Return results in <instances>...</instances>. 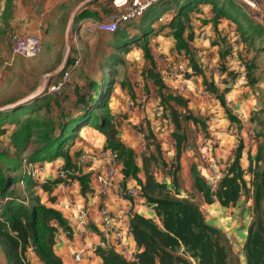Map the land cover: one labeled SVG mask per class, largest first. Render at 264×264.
<instances>
[{
    "label": "crops",
    "instance_id": "obj_1",
    "mask_svg": "<svg viewBox=\"0 0 264 264\" xmlns=\"http://www.w3.org/2000/svg\"><path fill=\"white\" fill-rule=\"evenodd\" d=\"M83 1L11 0L12 21L10 24L17 29L19 35H37L43 43L41 55L35 59H29L31 60L30 64L35 66L33 73L36 76V79L34 78L36 83L34 82V89L28 95L42 84L46 74L55 70L63 62L65 57L60 60L58 53H54V49L59 51L61 47L67 46V28L70 16ZM258 2L264 10V0H258ZM99 3L92 4L89 9L97 12ZM172 3L174 4V2ZM0 4L5 6L6 1L2 0ZM182 7H187L181 17L184 23L183 38L187 48L179 49L177 47L178 43L173 35L175 30L170 27L171 22L166 25L157 23L158 28L156 30L142 32L144 35L138 43H147L149 50L152 51L151 55L156 53V45L158 44L157 49H162L170 56H187L188 67L192 71V74L187 75L190 90L181 91L178 87L175 90L170 89L163 83L159 87L148 72L146 81L140 79L141 77L136 79L143 83L144 90L148 94V103L145 108L141 109L140 92L136 88L135 79L132 78L134 87L131 94L128 93V90H123L121 96L116 97L114 96V92H118L116 89L110 95V118L116 130L115 142L133 154L135 164L140 168L138 178L142 181L146 178L143 169V157H147L150 159L148 164L150 173L158 183L166 184L169 195L177 200H187L196 205L204 214L207 224L221 231L222 228L213 213L221 208L229 210L230 207H222L216 200L212 204H208L204 195L195 187V175L198 174L205 180L209 164L214 161L216 155L218 161L225 162L231 157L233 150L235 152L239 150L242 151L241 159L243 161L245 159L244 151L246 152L248 148H255L256 146V144L253 146V142H248L245 136L243 142H241V138L239 141L236 140L232 127L243 126L237 113H246V111L253 109L254 102L257 100L256 96L259 95L257 89L264 87L262 81L258 80L255 74L254 76L251 74L252 67L248 68V71L247 62L241 61L239 58V51L242 52L244 49L242 58H245V55L251 57L252 54L258 57L260 49L264 55V29L249 16L246 8L232 1L218 3L213 0H178L177 6H170L166 11L177 9L173 15L174 18L181 14ZM237 7L242 8L244 16L251 22L250 26H247L235 13ZM110 10L111 8L108 11L110 12ZM103 15L105 14H100V18ZM89 19L92 18L84 20ZM140 25L141 20H138L130 26H126L129 28L128 33L135 35L137 27ZM99 35L102 34L87 36ZM250 41L253 43L249 44ZM256 43L259 44L257 51L255 50ZM78 55L79 51L76 50L71 52L70 57L76 58ZM262 59L263 57L260 56L254 61L256 67L257 61ZM80 70L81 67L73 74L72 83L59 96H66L67 108L76 101L77 95L74 96L72 86L73 81L78 79ZM220 70L223 72V76L219 75ZM61 73L52 78L48 86L56 82ZM228 79L237 80L238 86L233 88L228 85ZM251 80L253 81L251 82ZM254 88H257L255 93L253 92ZM204 90H208L209 94H203ZM50 98L55 99L57 97ZM129 101L134 102L131 111L127 109ZM39 105L42 107L41 117L47 114L46 112H48V119H54L60 114V110L54 102L42 99ZM172 111L175 112L174 117L177 118L178 122L174 120ZM188 116L191 119H187ZM244 127L246 130L245 125ZM6 128L7 134L4 137L7 139L15 130V126L8 125ZM138 130L143 131V135L147 137L148 149L146 152L142 149ZM152 130L156 140L153 137L151 140L148 138L150 137L148 133ZM246 133V131L242 132L244 135H247ZM176 135L186 137L181 147L179 159ZM215 136L221 139L220 148L216 150L213 143ZM105 145H108V137L89 126L80 132L79 137L69 146L68 152L72 162H74L79 150L95 149ZM213 150H215L214 153ZM235 155L230 160L233 164L236 161ZM125 159V156H121V179L130 186L140 188L134 178L126 179L124 176ZM44 164H47L48 168L55 169L60 165H66V159L59 157L53 162ZM230 168L227 174H229ZM175 190L177 191L175 192ZM39 193L42 194L40 197L43 204L60 212L68 221L69 227L73 222V208L88 206L91 209V229L93 232L99 230V208L102 201L95 198L96 183L92 177H88L85 184L80 180H75L65 188L60 185L55 186L51 195L41 191ZM50 196H53V201L50 200ZM106 201L114 211L123 205V202L117 200L112 193L108 195ZM3 206H0V216ZM150 206V204L142 206L140 216L156 221L155 211ZM63 231V229H59L60 235ZM222 231L224 232V230ZM69 244L70 238L67 236L62 243H56L54 247L56 256L62 260L63 264H71L72 261ZM0 264H11L1 238ZM83 264H101V261L95 257L94 260L85 261Z\"/></svg>",
    "mask_w": 264,
    "mask_h": 264
},
{
    "label": "trees",
    "instance_id": "obj_2",
    "mask_svg": "<svg viewBox=\"0 0 264 264\" xmlns=\"http://www.w3.org/2000/svg\"><path fill=\"white\" fill-rule=\"evenodd\" d=\"M3 1H6V4L2 13L5 12L7 19L12 20L11 0ZM95 1L80 11L76 18V27L86 18L100 19L98 11L94 12L89 9V6L96 3ZM186 8L182 7L181 14L174 17L170 24V27L175 30L173 35L177 40L179 49L187 48L183 38L184 23L181 20ZM125 35V31L121 29L114 34L117 38ZM144 45L146 54H148V44L144 43ZM73 61L74 58L70 57L67 66ZM149 75L154 79L157 86H162L159 76L152 71ZM111 91V89L107 91L103 87H99L94 94L95 96L93 95L90 100L78 94L76 101L69 108L65 104L66 96L52 99L45 95L26 107L0 114V137L7 134L6 126L14 125L15 130L10 135L13 139V149L26 152L29 144L36 145L27 158L29 162L50 163L59 157H64L66 167H72V158L68 152L69 146L79 137L84 128L93 127L108 137V145L106 146L109 149L118 151L120 156L126 157L124 176L126 179L132 177L137 181L147 202L156 206L157 215L162 219V227L152 219L142 216H137L133 221L134 239L142 251L140 264H190L184 258L176 255L175 252L180 247L187 249L191 257L197 260L199 264H230V255L221 232L207 224L204 214L196 205L187 200H177L169 195L166 184L158 183L150 173L148 167L150 159L147 157H143V169L146 178L144 181L138 178L140 168L135 164L133 154L115 142L116 130L111 122L109 112ZM42 99L57 105L60 110L58 117L43 119L40 116L42 107H40L39 102ZM98 111H104L105 116L98 114ZM172 113L174 120L178 122L177 118L174 117L175 112L172 111ZM25 116L27 117L24 118ZM187 119H191V117L188 116ZM34 137L36 140L31 142ZM185 140V136L176 135L179 149L178 159ZM82 150L84 149L79 150L76 154ZM2 155L3 153L0 154V156ZM240 160L241 151L216 195L222 207L228 208L236 205L242 196V190L247 186L245 171ZM15 165L17 166H13L12 169L15 170L13 172L17 173L13 177H9L0 168V196L9 198V202L3 206L1 211L0 238L10 263L26 264L24 255L29 245L32 244L37 257L43 263L63 264L54 252L56 231L47 224L54 219L59 221L65 230L69 231L70 228H67L66 221L57 210L40 205L39 197L31 199L35 203L34 206H27L19 192L11 190L15 183L20 184L22 181L27 183V189L31 195L36 192V184L33 179L28 175L20 174V165ZM88 177L89 175H84L78 180L85 184ZM255 177L256 181L253 180L252 185L255 186L256 211L259 212L260 205L264 200V172ZM58 183L59 181H47L43 185V191L51 195L52 189L50 187ZM195 187L204 195L208 204L214 202L210 188L198 174L195 175ZM53 199V196H50V200L53 201ZM244 251L247 264H264V216L258 215L250 226ZM96 255L101 257L103 264H132L114 252L100 249L96 251Z\"/></svg>",
    "mask_w": 264,
    "mask_h": 264
},
{
    "label": "rangeland",
    "instance_id": "obj_3",
    "mask_svg": "<svg viewBox=\"0 0 264 264\" xmlns=\"http://www.w3.org/2000/svg\"><path fill=\"white\" fill-rule=\"evenodd\" d=\"M111 1L112 0L95 1L96 3L100 2V5L97 7L99 15L109 12L108 10L111 8ZM213 1H216L218 3L225 1L228 2V0ZM171 2H174V4H171ZM177 5L178 0H164L161 4L156 5L155 7L150 9L144 18L140 19L141 25L137 27V33L135 35H133L132 33H128L129 28L127 27L130 25H128L126 28L121 27V30H124L125 33H128L121 38H117L116 36H114V34L87 36L84 33L83 29L79 31L80 38H78L74 35V32L77 31L78 28L74 23L68 35L67 44L71 48L68 59L71 55V52L76 50L79 51V56L82 59V66L78 79H73L74 81L72 88L74 96H78L79 94V96L90 100L93 95L96 94L97 89L99 87H103V89L107 91L111 89V94L114 92V90L117 89L118 92H114V96L120 97L122 94L121 91L123 90H128V93L130 94L133 92L134 83L132 78L136 79V77H131V74L135 73L137 74V77H141L140 79L146 81L148 72L150 73V71H152L149 69L148 64L151 63L153 55H151V49L148 50L149 52L148 54H146L144 43H138V41H141L142 36L144 35L142 34V32H147L154 29L156 30L158 28L157 23L159 16L165 13L170 6L175 7ZM3 7L4 6L0 4V107L28 95V93H30L34 89V78L36 79V76L33 73L35 66L33 64H30L31 60L19 56H14L12 54L11 38L14 35H19V33L17 29H15L10 24L12 20L7 19L5 12L2 13L4 11V9H2ZM176 12L177 9L174 10V13ZM235 13L247 24V26L251 25L250 20L246 16H244L242 8L237 7ZM250 43L253 42L250 41L249 44ZM158 46L159 45L157 44L155 50L156 53L161 52L168 55L166 52L162 51V49H157ZM258 49L259 44L256 43L255 50L257 51ZM244 50L242 52L239 51L240 60H244V62L246 61L247 70L248 68L252 67L250 71L251 74L253 76L255 74V77L258 80L262 81V83L264 84V55L262 54L263 52H261L262 50L260 49V54L258 55V57H256L257 55L252 54L251 57L245 55V58H242L241 55H244ZM55 52L58 53L60 60H62L66 56L67 46L61 47V50L59 51L58 49H54V53ZM260 56H262L263 59L261 61H257L258 65L256 67L254 61L260 58ZM256 89L257 88L253 89L254 93ZM257 92L259 93V95L256 96L257 100L255 102L253 101V109L248 112L246 111V113H239V115L237 113V116H239L238 118L239 120H241L243 126L239 127V125L237 124L238 127H232V132L236 140L239 141V139L241 138V142H243L245 136L248 142H253V146L256 144L255 148L250 147L246 152L244 151L245 159L243 161L241 159V166L245 171V180L247 182V186H245V188L242 190V196L238 200L236 205L231 206L232 208L230 207L229 210H224L221 208L215 210L213 213L214 216L217 217V221L219 222L218 224L221 226L222 230H224L223 232L220 229V232L224 238V242L230 255V264H247L244 247L248 240L249 228L256 220L258 215L264 216V200L260 205L259 212H257L256 190L255 186L252 185V181H256L255 176L259 173L264 172V87L262 89H257ZM46 113L48 114V112ZM47 114H45L42 118L47 119ZM98 114L105 116L104 111H98ZM244 125L246 126V130H244ZM243 131H246L247 135L242 134ZM138 132L141 134L143 133V131L141 130H138ZM148 134L150 136L148 137L149 140H151L152 137L155 140L157 139L153 130L151 132L149 131ZM144 139L147 143L148 140L145 135ZM12 140L13 139L10 135L7 137V139L5 137H0V154L3 153V155L0 156V168L4 170V172L9 177H13L17 172H13L15 170L12 168L13 166H17L15 164H19L20 174L27 175V170L23 164V158H28L29 154L34 150L36 145L33 143L29 144L27 147L28 150L26 152L19 150L16 151L12 147ZM31 140V142H34L36 140V137ZM220 142V137L215 136L213 140V143L215 144V150L217 148H220ZM215 150H213V153ZM239 153V150L237 152L233 150L231 153V157L225 162H223L222 160L218 161V158L216 157L217 155H214V161L210 162L209 167L211 164H213L216 172H223L225 175L223 178L224 181V179L228 176L227 172L230 168L229 166H232L233 164L230 162V160L233 158L234 154H236L235 159H237ZM45 165L47 167V164ZM48 169L53 170V168ZM223 181H221V186ZM55 186H58V184H56ZM53 187H50L52 191ZM27 188V183L21 181L20 184L15 183L14 187H12L11 190L19 192L20 196L23 197V199L26 201L27 206H34L35 203L32 202L33 200L31 199L37 197L40 198L39 204L42 206H46V204H43L40 197L42 194L40 195L39 193L40 191L44 192L43 189L40 190L36 187V192L31 195ZM220 189L218 191H220ZM176 191L177 190H175V192ZM210 194L214 200L218 201V198L213 195L211 191ZM1 199H3V197L0 196V201ZM0 206H3L1 202ZM64 220L66 221L67 228H70L68 221L65 218ZM154 222H156L160 227L163 226L162 219H157ZM47 225L55 229V237L60 234V228L64 231H67L65 230L64 226L60 225L59 221L54 219L49 221ZM31 250L36 254L35 248L32 244H30L24 256L27 257ZM175 253L177 256L187 260L190 264H199L197 260L191 257L190 252L184 247L177 248ZM97 257L101 261V264H103L101 257H99V255H97ZM33 260L36 261V259Z\"/></svg>",
    "mask_w": 264,
    "mask_h": 264
},
{
    "label": "built area",
    "instance_id": "obj_4",
    "mask_svg": "<svg viewBox=\"0 0 264 264\" xmlns=\"http://www.w3.org/2000/svg\"><path fill=\"white\" fill-rule=\"evenodd\" d=\"M163 1L112 0L109 13L103 15L100 19L82 20L74 35L78 37L81 29L87 35L115 34L121 27L124 28L144 18L150 9ZM228 1L246 8L249 16L264 29V10L258 0ZM166 12L158 18V23L161 25L169 24L173 20L174 10ZM42 50V39L37 35H14L11 38V51L14 56L35 59L41 55ZM81 63L82 59L78 55L69 66L66 65L58 80L47 87L45 95L49 97L61 96L64 89L72 83L73 74L79 70ZM188 65L187 56H168L157 52L153 55L149 69L159 76L162 83L170 89L175 90L178 87L179 90L186 91L190 90L187 75L192 74ZM218 73L223 76L221 70ZM132 77L137 79V74H132ZM135 82L136 88L140 92L142 109L148 103V94L141 82L137 80ZM227 84L235 88L238 86V81L228 79ZM203 94L208 95L209 91L204 90ZM133 107V102L129 101L127 109L131 111ZM139 136L141 137L142 149L146 152L148 147L143 133H140ZM120 161L119 152L109 149L106 145L95 149H84L77 155L72 167L60 165L52 171L44 163H33L29 162L27 158H23V164L27 170L26 174L33 179L36 187L40 190L43 189V185L47 181H59L58 185L65 188L84 175H89L95 180V198L102 201L99 208V230L93 232L91 229V209L88 206H78L73 208V222L69 231H63L56 238L58 244L62 243L67 236L70 238L71 264H83L85 261L94 260L97 257L96 251L100 249L117 253L129 263L140 264L142 251L134 239L133 221L137 216H140V208L149 203L141 188L130 186L121 179ZM213 167L214 165L211 164L208 173L205 175V180L210 191L216 196L225 175L223 172H216L215 167ZM111 193L117 200L123 202V205L116 211L112 210L106 201ZM8 202L9 198L1 199L2 205H6ZM150 205L155 211L157 219H160L156 212V206ZM33 259H36V261ZM24 262L26 264H45L39 260L32 250L24 258Z\"/></svg>",
    "mask_w": 264,
    "mask_h": 264
},
{
    "label": "water",
    "instance_id": "obj_5",
    "mask_svg": "<svg viewBox=\"0 0 264 264\" xmlns=\"http://www.w3.org/2000/svg\"><path fill=\"white\" fill-rule=\"evenodd\" d=\"M94 1L95 0H84L82 3H80V5L71 14L69 22H68V28H67V33H68L67 34V41H68L69 32L75 23L78 12ZM70 50H71V48L67 44V53H66V56H65L63 62L55 70L49 72L48 74H46L44 76L42 84L34 92H32L28 96L16 101L15 103H12V104H9L6 106H1L0 107V114L13 112L15 110H18L22 107H26V106L38 101L39 99L43 98L45 96V92H46V89L48 87L50 80L52 78H54L55 76L59 75L64 70V68L67 64V61H68V56L70 54Z\"/></svg>",
    "mask_w": 264,
    "mask_h": 264
}]
</instances>
